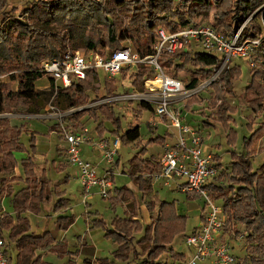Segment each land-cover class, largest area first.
Returning <instances> with one entry per match:
<instances>
[{
    "label": "trees",
    "instance_id": "obj_1",
    "mask_svg": "<svg viewBox=\"0 0 264 264\" xmlns=\"http://www.w3.org/2000/svg\"><path fill=\"white\" fill-rule=\"evenodd\" d=\"M9 0H0V14L5 13ZM112 5L105 4L103 0H33L26 3L21 14L29 16V20H16L10 28L4 27L0 19V71L5 70L11 74V78L18 79V91L13 94L6 84L0 79V210L2 198L8 193L12 194V183L24 182V187L16 194L25 195L23 206L14 202L15 216L5 214L0 219V238L4 231H10L18 242V258L27 256L32 260L31 264H48L36 256L40 250H48L59 257L68 254L64 246L56 244L50 233L42 236L31 232V225L23 214L27 211L39 213L43 203L51 202L55 197L59 199L57 209L67 207L65 193L46 178H40L36 172L34 159L29 157L21 162L15 153L26 151L20 139L23 126L18 127L11 123L10 118L3 115H29L40 114L51 100L54 84L50 91L36 89V82L44 78L39 72L43 61H51L61 57L68 48L79 46L87 50H96L101 46L103 50L114 51L121 44L130 40L141 58L153 55L159 42V27L164 26L170 31H178L180 28L174 21L168 22V18L162 17L172 13L180 21L185 20L186 9L183 12L174 11V3L166 0H111ZM196 9L192 15L209 16L214 6L217 7L215 17L217 30L229 39H234L237 34L238 44L247 41H256L262 37L264 28L258 22V17L253 18L256 25L243 26L246 18L256 10L264 6V0H234L233 7L228 10L226 5H220L225 0H186ZM134 6V11L129 8ZM112 7V8H111ZM118 10L123 16L116 15ZM20 10L13 8L11 12ZM122 17V18H121ZM192 17V16H191ZM264 21V14L262 15ZM176 20V19H174ZM37 25L46 28L55 27L56 33L37 29ZM25 46L24 49L20 48ZM262 56L252 70V81L245 92L247 107L255 116L264 114V43L261 46ZM191 53V54H190ZM193 53V54H192ZM179 60V64L176 63ZM262 61V63H261ZM160 65L169 69L176 67L177 71H185L191 67L194 71L191 75L190 90L197 89L202 82L213 79L210 84L211 107L216 110L217 121L221 123L229 133V142L235 145L236 133L230 128L236 108L232 106L229 98L234 97V82L241 77V68L227 65L224 68V60L218 56L208 55L204 52H187L176 56L164 53L159 58ZM153 70L149 66L140 68L136 75L135 85L143 90L144 79L152 76ZM114 81L107 82L105 88L107 95H115ZM96 89L92 83L81 81L73 84L68 89L58 90L57 95L66 94L70 98V106L80 108L90 102V96ZM52 103L55 104L56 97ZM194 100V98H193ZM195 101V100H194ZM46 104V105H45ZM141 107L151 110L148 102H142ZM108 118L115 125V136L120 137L122 144L128 145L138 142L141 138L140 127H132L120 136L122 128L121 115H117L113 103L101 104L83 110L74 115L73 119L79 121L84 116L99 120L98 113ZM53 131V130H52ZM101 135L105 129L98 126ZM251 136L246 140V150H250L257 136L264 133L262 128L255 130L250 128ZM151 143L165 145V138H157L150 141L140 149V152L129 161L128 174L132 182L138 187L144 196L151 194L153 190L154 173L160 172L158 159L147 158V146ZM36 141L33 139V148ZM231 171L222 174L215 179V183L207 186L211 197L222 201L226 217L224 234H239V228L245 227L247 240L250 245L259 250L262 259L251 258V264H264V172L253 170V165L242 154H233ZM214 162L218 169H222L219 156H214ZM21 166L24 176L9 179ZM115 195L109 197L114 211L117 206L125 204V217H115L108 225L103 219L97 218L93 228H102L106 232V238L114 242L117 249L112 253L115 261L108 258L96 261L87 259L85 264H117L128 262L132 258L138 264H169L161 261V258L170 252V247L175 239L185 235L187 220L185 216L177 214L175 204L161 202H149L147 209L151 214V223L144 226L141 222L140 204L136 193L128 187L115 189ZM59 222L63 229L74 223V217H60ZM31 232V233H30ZM174 262H184L186 255L172 254ZM175 264V263H172Z\"/></svg>",
    "mask_w": 264,
    "mask_h": 264
},
{
    "label": "rangeland",
    "instance_id": "obj_2",
    "mask_svg": "<svg viewBox=\"0 0 264 264\" xmlns=\"http://www.w3.org/2000/svg\"><path fill=\"white\" fill-rule=\"evenodd\" d=\"M30 1L33 0H9L5 13L0 14L1 21L5 19L1 24L6 28H10L16 20H29V16L21 14V10L26 6L25 4ZM103 1L105 4L112 5L111 0ZM165 1L166 0H159L160 3ZM170 1L174 3V11L183 12L182 9H186L188 13L183 21H180L178 18L181 16L173 17L172 13L163 15L162 17L168 18V22L174 21L180 26V28L192 24L214 25L218 27L215 20L217 15L216 6L210 11L208 17L204 15L193 16L190 12L196 9L190 2H186V0L180 2L177 0ZM225 1L226 2L220 5H226V9L230 10L233 7L234 0ZM13 8H18L20 11L13 13L11 12ZM129 10L134 11V6L129 8ZM263 14L264 6L260 7L250 17L246 18L241 30H243L246 25H251L253 23L256 25V22L252 21L256 16L258 17V22L264 28V21L262 19ZM116 15L123 16L118 10H116ZM161 28L168 30L164 26L159 27V29ZM37 29L46 32L49 31L51 33H56L57 31L55 27L46 28L42 25H37ZM262 36H264V32ZM128 44H132L135 49L133 43L129 39L124 41L121 44V47ZM77 46L78 47L68 48V51H89L83 46ZM20 48L24 49L25 46L23 45ZM96 50L103 54L111 52L103 50L101 46H98ZM261 56L262 49L258 48L254 52H251L248 59H235L232 60L231 63L232 67H240L242 73L241 77L234 82V97L229 98L232 106L236 108V113L233 115V120L230 123V128L236 133L235 145H232L231 142H229V133L225 130L224 126L217 121L216 110L211 107L210 81L202 82L200 84L198 94L195 97L182 101L185 107L184 109L179 106L180 104L177 105L176 103L172 105L173 113L176 116L180 113V118H182L183 123L186 121V124L198 132L208 153L210 152L213 156H219L222 164V169H219V174H222V171L226 173L231 171L234 153L242 154L244 157H247L252 163L254 171L258 173L264 172V133L257 136L255 144L250 150H246L244 143L251 136V127H253L255 131L262 128V125L264 124V114L255 116L245 102V92L252 81V70L257 63L256 61H258ZM176 63L179 64V60H176ZM193 71L194 70L191 67L180 72L176 70V67L164 70L167 75L179 79L187 85L190 84ZM124 73L125 72H123V74ZM123 74H120L115 78V81L118 83L115 95L107 96L110 98L117 97L118 100H120V97L128 99L126 102L113 103L116 114L121 115L122 119V128L120 129L119 134L122 136L126 130L139 126L142 134L140 141L128 145L121 144L118 161L113 163L112 166L107 163V165H109L108 168L106 162L102 161L101 154L98 150L92 151L88 145H84L81 154L85 161L99 165L97 170L101 177L105 176V172L112 174L115 183L114 188L118 187L119 189L133 184L132 178L128 174L129 161L140 152L142 146L144 147L151 139H155L157 136H166L167 144L165 145L172 146L176 143V138L171 134L172 132L176 133L177 131L176 128L171 126V121L167 117L162 118L155 114V103H152L151 111L145 110L141 107L142 102H146L143 101L145 97L153 99L156 98L158 94L155 93L153 97H149L144 96L143 94L145 91L139 90V88H136L132 92L129 88L125 89V84L128 83H125ZM100 76L102 79L100 78L99 80L91 82L96 89V93L91 94L90 102L86 106L80 108L71 107L70 98L66 94L57 95L56 102L53 104L52 101L56 96L55 91H53L51 100L47 105L45 104L46 106L40 114H7L2 116L10 118L11 123L15 126H23L20 141L26 151L15 153L18 161L21 162L23 159L32 157L37 167L36 172L38 176L51 181L54 186H57L60 191L65 193V198L68 201L66 209L58 210L57 203L59 199L55 197L51 202L43 203L40 207L39 213L27 211L23 214V216L27 217L30 222L31 232L41 236L47 232L50 233L54 237L56 244L63 245L64 251L68 252L67 255L59 257L58 254L48 250L37 251L36 256L40 257L43 262L48 264H85L87 259L96 261L102 258H108L112 262V253L117 249L114 242L106 238V232L104 229L93 228L94 221L97 218H100L110 225L115 217L125 216L126 206L124 203L117 206V212L115 213L109 199V197L114 194V188V190L110 192L108 198H103L100 195L98 188H93L90 193L84 191L78 178L77 168L69 162L66 153L67 144L60 136L59 132L62 124L67 126V128L78 130L87 129L89 136L94 140H98V138L104 139L105 137L109 140L115 138L114 133H112V131L116 130L115 125L100 112L98 113V121H95L88 116H84L79 121L73 119L75 114L104 103L105 97H107V90L104 87L106 74L103 71H100ZM0 79L3 80L9 91L13 94L18 91V79L11 78L10 73L1 70ZM36 89L40 91H50L52 89V84L49 78L44 77L37 81ZM128 94L132 95L131 98L135 97V100L127 98L126 96ZM101 123L105 129L103 135L98 131V126ZM33 139L36 141L34 148L32 146ZM165 145L159 146L157 144H152L151 146H147V154L149 155V157H147L153 158L154 160L159 156L161 157ZM18 168L20 169L22 176H24L22 167L19 166ZM15 174H17L16 170L12 175H7V177L9 179L15 178L13 177ZM215 182L216 180L214 179L210 184ZM182 183L183 181L173 180L170 185H165L163 180L154 177L152 183L153 190L150 195L144 197L140 192L136 193V196L138 195V202L140 206H142L141 222L144 226L151 223V216L156 215L151 214L148 211L147 204L149 202H155L158 204L161 202H167L169 204H175L177 214L188 218L186 225L188 232L186 234H191L193 229L200 225L203 208L205 206L204 199L189 195L186 192L184 193L181 188H178V184ZM24 187H26L24 182L16 181L12 183L13 193H7L2 198L0 219L3 218L5 214L15 216L14 202H17L20 207L23 206L25 195H19L16 197V194ZM214 201L219 205L222 203L221 200ZM60 217H74V223L63 229L59 222ZM238 232L239 234L231 232V234H228V236H226L227 238L224 239L228 240L231 245L232 253L237 262L236 264H251V258L262 259V253L254 247L255 245L249 244L245 227H241V229L239 228ZM12 236L13 234L8 230L4 231L1 236L6 244L9 264H31L32 260L27 256L18 258V242ZM185 236L186 235L182 237L180 236L175 239L172 245L175 249L170 247V252L161 258L162 262H174L172 259L173 253H184L187 257L190 256L191 251L186 244ZM240 236H243V238L239 239ZM95 264L98 263L95 262ZM119 264L138 263L132 261L131 258L129 262H121ZM181 264H187V262L184 261ZM198 264H214V262L213 260H209Z\"/></svg>",
    "mask_w": 264,
    "mask_h": 264
},
{
    "label": "built area",
    "instance_id": "obj_3",
    "mask_svg": "<svg viewBox=\"0 0 264 264\" xmlns=\"http://www.w3.org/2000/svg\"><path fill=\"white\" fill-rule=\"evenodd\" d=\"M178 2L183 0H177ZM159 42L153 55L141 58L132 44L125 45L108 54L100 53L97 50L81 52L66 51L60 58L51 61H44L39 72L49 78L54 84L55 95L59 88L68 89L73 84L81 81L95 80L103 71L109 79H115L123 74L127 68L138 66H149L153 70L152 76L144 80L143 101L155 103V114L162 118L167 117L171 126L177 129L176 143L172 146L165 145L161 157L158 158L160 172L152 177L161 179L165 185L171 181H183L178 184L182 191L189 195L204 199L203 218L200 225L192 233L186 236V244L193 251V256L187 264L204 263L213 260L214 264H236L232 253L228 236L224 234L226 217L223 205L217 204L211 197L207 186L219 176V169L214 162V156L208 153L204 147L201 136L188 124L183 123L180 113L177 116L172 111V105L195 97L198 89L190 90L183 81L167 75L160 63L159 58L164 54L176 56L187 52H204L208 55L218 56L224 60L223 67L231 65L232 60L248 59L251 52L261 48L264 43V36L256 41H247L242 45L238 44V36L229 39L222 35L214 25L192 24L179 29L168 31L159 29ZM215 74L213 79L218 76ZM213 79L209 80L210 84ZM161 80V87L155 81ZM130 100L132 95L126 96ZM105 97L103 104L126 102L128 99L120 97ZM60 136L66 142L67 156L69 162L77 168L78 178L86 193L93 188H98L103 198H108L114 190V178L110 173L101 177L97 166L85 161L82 154V147L89 145L96 148L104 161L109 164L115 162L122 144L120 137L113 140L108 138L92 139L88 130L67 128L61 124ZM240 236L239 239H242ZM0 264H9V257L6 252V244L0 238Z\"/></svg>",
    "mask_w": 264,
    "mask_h": 264
},
{
    "label": "crops",
    "instance_id": "obj_4",
    "mask_svg": "<svg viewBox=\"0 0 264 264\" xmlns=\"http://www.w3.org/2000/svg\"><path fill=\"white\" fill-rule=\"evenodd\" d=\"M124 78H125V83H128V84H125V89H127V88H129V90L132 92L133 90H135L136 88H138L136 85H135V80H136V75L140 72V68L138 67V66H134V67H132V68H127L126 70H124ZM149 77V76H148ZM102 79V77L100 76V73H99V77L98 78H96L95 77V80H99V79ZM145 80V79H144ZM93 80H89L88 82H92ZM111 81H114V83H113V85H114V87H116L117 85H118V83L115 81V79H109L107 76H106V79H105V83H104V87H105V85H106V83L107 82H111ZM102 82H103V80H102ZM142 91H144V84H143V90ZM115 93H116V91H115ZM106 96H107V93H106ZM113 96V95H112ZM151 106H152V103L151 102H148ZM178 104H180L179 106L181 107V108H185L184 107V104L182 103V101L181 102H178L177 103V105ZM181 104H183V105H181ZM172 109V108H171ZM182 109V110H183ZM179 110H180V108H179ZM151 111V110H150ZM154 111H155V108H154ZM181 111V110H180ZM184 123L186 124V121H184ZM114 131H112V133H113ZM140 132H141V128H140ZM142 135V134H141ZM172 136H174L175 138H176V135H177V131H176V133H174V132H172V134H171ZM114 137H116L115 135H114ZM159 137H161V138H165V144H167L166 142H167V138H166V136H157L155 139H157V138H159ZM105 138H107V137H105ZM175 138H174V140H175ZM155 139H151L150 141H153L154 142V140ZM64 140V139H63ZM140 141V140H139ZM149 141V142H150ZM148 142V143H149ZM152 144H154V145H159V146H164V145H160L159 143H151L149 146H151ZM89 146V145H88ZM206 146V145H205ZM67 148H68V146H66ZM91 149H92V151H96L97 149L96 148H93V147H91V146H89ZM143 147V146H142ZM207 149V148H206ZM164 152V151H163ZM208 152V151H207ZM66 153H67V149H66ZM210 153V152H209ZM119 155V154H118ZM149 157V155L147 154L146 155V157ZM147 157V158H148ZM160 157V156H159ZM158 157V158H159ZM158 158H156V160L158 159ZM102 161L104 162V160L102 159ZM118 161V156H117V158H116V160H115V162L114 163H116ZM106 162V161H105ZM113 164V163H112ZM112 164H110V166H112ZM94 165H96L97 166V169L99 168V165L98 164H94ZM106 165H107V162H106ZM109 167V165H107V168ZM105 169V168H104ZM16 171H17V174H15L13 177H15V178H19V177H22V174H21V171H20V169L19 168H17L16 169ZM104 172H105V170H104ZM105 174H106V172H105ZM114 178V177H113ZM152 186H153V184H152ZM118 187H115L114 189H117ZM128 188L129 189H131L133 192H135V193H138L139 192V190H138V187L137 186H135L134 184H130L129 186H128ZM178 188H179V186H178ZM119 189V188H118ZM114 193H115V190H114ZM185 193V192H184ZM114 195V194H113ZM112 195V196H113ZM195 197H197V196H195ZM156 204H158V203H156ZM221 205H222V203H221ZM205 207V206H204ZM142 210V206H140V211ZM117 212V210L115 211V213ZM125 217V216H124ZM124 217H119V218H124ZM202 218H203V214H202V216H201V220H202ZM151 219V218H150ZM147 225H149V224H147ZM198 227V226H197ZM197 227H195V228H197ZM194 228V229H195ZM193 229V230H194ZM188 232V230L186 231V233ZM185 233V235L186 236H188V235H190V234H186ZM184 236V235H183ZM186 236H185V238H186ZM180 237V236H179ZM182 237V236H181ZM172 248H174L173 246H171ZM175 249V248H174ZM191 252H192V254H191V252H190V256L189 257H187V255L186 254H184V255H186V259H185V262H189V260L192 258V256H193V251H192V249L190 248L189 249ZM174 254H177V253H174ZM113 257V256H112ZM131 260V259H130ZM113 261H115L114 260V258H113ZM112 261V262H113ZM132 261H133V259H132ZM174 261V260H173ZM111 262V261H110ZM129 262V261H128ZM214 262V261H213ZM119 263H121L120 261H118L117 262V264H119ZM124 263H126V262H124ZM166 263H169V264H172V263H175V264H181V262H172V263H170V262H166ZM183 263V262H182Z\"/></svg>",
    "mask_w": 264,
    "mask_h": 264
},
{
    "label": "bare ground",
    "instance_id": "obj_5",
    "mask_svg": "<svg viewBox=\"0 0 264 264\" xmlns=\"http://www.w3.org/2000/svg\"><path fill=\"white\" fill-rule=\"evenodd\" d=\"M155 84H156L157 86L161 87L162 81H161V80L155 81Z\"/></svg>",
    "mask_w": 264,
    "mask_h": 264
}]
</instances>
